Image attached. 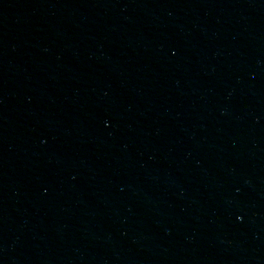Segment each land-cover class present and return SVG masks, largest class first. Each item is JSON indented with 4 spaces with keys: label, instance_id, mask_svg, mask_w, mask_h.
<instances>
[{
    "label": "water",
    "instance_id": "obj_1",
    "mask_svg": "<svg viewBox=\"0 0 264 264\" xmlns=\"http://www.w3.org/2000/svg\"><path fill=\"white\" fill-rule=\"evenodd\" d=\"M135 264H264V0H76Z\"/></svg>",
    "mask_w": 264,
    "mask_h": 264
}]
</instances>
